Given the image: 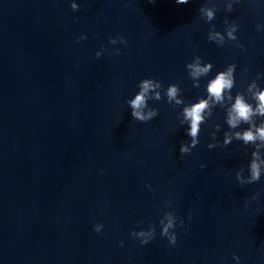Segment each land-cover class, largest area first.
Listing matches in <instances>:
<instances>
[{"label": "water", "instance_id": "obj_1", "mask_svg": "<svg viewBox=\"0 0 264 264\" xmlns=\"http://www.w3.org/2000/svg\"><path fill=\"white\" fill-rule=\"evenodd\" d=\"M259 94L264 0H0V264H264V140L237 138L264 129Z\"/></svg>", "mask_w": 264, "mask_h": 264}, {"label": "clouds", "instance_id": "obj_2", "mask_svg": "<svg viewBox=\"0 0 264 264\" xmlns=\"http://www.w3.org/2000/svg\"><path fill=\"white\" fill-rule=\"evenodd\" d=\"M149 2L154 3L155 0H149ZM189 0H176L177 4H186ZM71 8L75 11L78 9V5L76 3L71 4ZM209 17L211 18L212 13H208ZM231 36V33H229ZM86 37H81V39H84ZM234 38V37H233ZM120 41L122 43H126V41L123 39V37H120ZM110 43H116V39H111ZM117 54H119L117 52ZM96 56L99 57L100 53L97 52ZM188 67L192 69V75L193 76H199L201 74H207L211 68V65H208L206 67H201L199 64H189ZM232 69L230 68L227 73L220 72L217 74V76L211 80L208 84L207 91L208 94L211 97H214L217 101H220L222 99V93L225 89H230L232 87ZM138 87L140 88L139 93L135 96L134 99L128 101L131 109H132V117L140 122H147L151 120L153 117L157 115V112L155 110H150L147 113H144L142 109L146 107V97L150 90L160 87L159 83H155L153 79H144L142 80ZM177 94L176 87L172 86L169 87L167 91V95L169 99H174ZM156 98L159 99V94L157 93ZM257 99L260 101L259 107L257 111L264 115V94H259L257 96ZM179 103V101H177ZM207 107V101H201L198 104H194L189 108H186L184 110V116L185 119L190 121V128L187 131V135L192 138V146L195 147L198 141L196 140V137L199 132V126L202 121V112ZM233 112L234 115L230 116L228 123L230 126L235 127L237 123L240 120L247 121L250 117V114L252 112L249 105L245 104L242 99H238L237 103L233 106ZM257 135L260 139L264 140V129H257V133L254 134L251 131H247L243 133L242 137L239 133H237V138H242L245 142L248 141H254L257 138ZM228 139L226 137V143L228 142ZM211 148L212 146L209 145ZM189 152V148L185 146L183 143L180 146V153L186 154ZM259 179V170L255 163L252 165V180H258ZM251 182V181H250ZM182 224V221H181ZM172 220L169 219V222L167 225L164 226L163 231L161 232L162 236H166L170 243L174 244L176 242V235L172 234L171 236H168V228L172 227ZM96 231L99 232V228H96ZM132 235H136L135 232L132 233ZM140 236H144V232L139 233ZM154 236V230L153 234L151 235L150 239H152ZM150 239L141 240L142 244L148 243Z\"/></svg>", "mask_w": 264, "mask_h": 264}]
</instances>
